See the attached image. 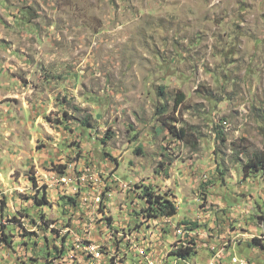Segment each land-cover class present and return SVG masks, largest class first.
I'll list each match as a JSON object with an SVG mask.
<instances>
[{"label":"rangeland","instance_id":"374dc122","mask_svg":"<svg viewBox=\"0 0 264 264\" xmlns=\"http://www.w3.org/2000/svg\"><path fill=\"white\" fill-rule=\"evenodd\" d=\"M263 149L264 0H0V264H84L94 243L114 264H148L133 242L119 261L126 235L103 245L106 226L141 223L135 243L147 237L164 264L161 246L187 220L201 246L190 262L213 246L221 264H264L250 244L264 240V170L243 168ZM64 172L98 174L79 193L101 201L67 208L73 189L54 183ZM144 186L169 192L178 213L144 220Z\"/></svg>","mask_w":264,"mask_h":264},{"label":"trees","instance_id":"16d2710c","mask_svg":"<svg viewBox=\"0 0 264 264\" xmlns=\"http://www.w3.org/2000/svg\"><path fill=\"white\" fill-rule=\"evenodd\" d=\"M160 90H161V94H163L164 90H163L162 87L160 88ZM183 101H184L183 94H177L176 99H175L176 107L181 105L183 103ZM166 109H167V105H165V104H163L162 106H158L156 108V115L163 114L166 111ZM163 121H164L163 122L164 126L169 129V132L176 139H178L180 141H183V142H190L189 138H188V134H187V132L185 131L184 128L177 129L175 126L169 124L168 121H166V120H163ZM89 123H90L89 120L85 121V124H89ZM137 151L138 152H142V148L138 147ZM243 168H244V171L248 170L251 173H253L255 171L264 170V149L260 150V151L253 152L251 158L248 159L247 163L244 165ZM31 179L33 180L32 183L34 184V186H36L35 177L33 176ZM136 185H137V187H140V186H138V184H136ZM120 187L122 188L121 185H120ZM122 189H123V191L125 189L128 190L129 187L128 188H122ZM130 190H132V189H129V191ZM40 192H41L40 197H39V194L34 196L35 203L37 205H44V204L49 203L48 194H47L45 185L43 186V188L41 189ZM139 195L146 202V206L141 208V212H142L141 215L143 216L144 220H147L149 218H156V217H162V218H166L167 217V218H169V217H173L174 215H176L178 213V208L176 206V202H174L175 200H173L171 198L172 195L169 194V192H166L164 194H156L150 186H144L143 190L141 191V193ZM79 196H80V193H76L73 196L65 195V196H62V197L66 198V200H67L66 202H68L69 205H70V206H67V208H70V210H71L72 207H76L75 203L78 201L77 199H78ZM81 209L82 208H80L78 210L80 211ZM81 211H83V210H81ZM137 215H139V214H137ZM14 221H16V220H14ZM44 221H45V224L47 225L48 221L47 220H44ZM192 223H193L194 226H196L194 224V222H192ZM142 224L143 223L136 224V226H138V227H136V229H134V230L130 228L131 226L127 227V228H124V230L129 231L131 234L133 232H136V231L141 232L140 229H139V226L142 227ZM180 224L184 225L189 230L197 228V227H193L192 224H191V221H189V220L183 221ZM65 237L66 236L62 237V247L66 246V243H64L65 242V239H64ZM145 238L147 240V237H145ZM263 241L264 240H259L257 238H253L252 241H251L252 243H250V244L251 245L254 244L255 246L259 245V246H263L264 247V242ZM142 243H143V241L141 243H139V244H142ZM147 243L151 246L150 240H147ZM193 245H195V240H189V239L185 240V241L183 240L179 245H175V248H173L171 251H169V255L170 256H175L177 258H182V259H185L187 257L190 258L191 256H194L198 252L195 249V246H193ZM128 246H129V244H125L124 245V249L122 250V252H123L122 256L119 257V261L120 262H124L122 259H125L126 261L130 260L131 257H133L136 254V253H133V252L128 254L127 253ZM168 248H169V245L165 246V248H162L163 252H166ZM103 252H104V250H103ZM56 258H58V257H56ZM114 259H115V255H112L109 258H106V254L104 252V261H106V264H114V262L112 261ZM130 264H132V262H130Z\"/></svg>","mask_w":264,"mask_h":264},{"label":"built area","instance_id":"2783aa9c","mask_svg":"<svg viewBox=\"0 0 264 264\" xmlns=\"http://www.w3.org/2000/svg\"><path fill=\"white\" fill-rule=\"evenodd\" d=\"M83 171H87V168ZM89 175L88 178L90 179V181H87L86 178L87 176H84V177H78L77 176V173L75 175H70L69 172H64L62 174H58L57 175V178L54 179V183L55 185L58 187V189H60L63 193H66V191H70L71 189H73L74 193L73 192H68V193H71V195H74L76 193H79V187L80 185L82 184H85L87 182H92L94 184H96L98 182V174L96 176H92L90 174H87ZM114 175V174H113ZM115 176V175H114ZM119 178L116 177V181H118ZM63 186L65 188H63ZM122 188H127L129 187V185L125 182V184L122 183ZM94 195H90L88 197V195H84V196H79L78 197V201L80 203V207H83L85 201L89 202V203H99L101 201V197L100 195H96L95 192H93ZM97 198V200H96ZM87 202L85 203V205L87 204ZM92 206V205H91ZM93 210V207L91 208ZM72 214L67 218V221L69 220V218H71ZM167 218V217H166ZM171 218V217H169ZM58 225V223H57ZM61 225V224H60ZM178 235H174L176 237V240L175 242L173 243H181L183 240L185 239H189V240H195L194 238L192 237H196V235L198 234V228H194V229H191L189 230L188 228H186L184 225L180 224L178 227ZM68 231H72V229H70V227L68 226H65V232H61V233H64V234H67L66 232ZM106 235H105V239H106V242H104L103 245H105L106 247L108 246H114V244L120 240V241H123V238L124 236L126 235L127 237V240L126 241H129V243H134V248L136 250V253H137V256H140V249H148L149 250V244L147 243V240L146 238L143 239V243L142 244H136L132 239L135 237L133 236V232L132 234L129 232V231H126L123 229V232H119L117 234V232H110V226H106ZM137 232V231H136ZM122 237V238H121ZM121 238V239H120ZM192 238V239H191ZM94 243V242H93ZM123 242H120L119 244H117V246H121ZM169 245V248L167 249L166 252H164L165 254L168 253V250H171V245H170V242L168 243ZM94 246H100V253H97V256H96V260H85L86 262L84 264H106V261H104V252H103V249L101 248L102 245L100 244H96L94 243ZM167 246V245H166ZM195 246V249L198 251L201 246L199 244L197 245H193ZM210 258L208 259V262L206 264H221V259L224 257V253H222V251H219L216 249V247H213L211 246L210 247ZM76 252L79 253L81 252V250H76ZM83 252V251H82ZM212 252V254H211ZM84 253V252H83ZM165 254H164V257H165ZM223 254V255H222ZM79 257V256H78ZM148 264H155V263H150V258L149 259H146ZM180 261H183L185 264H189V263H192L190 262L189 260H178L176 262V264H179ZM231 261H233L234 263L236 264H249L248 260L244 257H239L237 256L236 254H233L232 257H231ZM164 264H166L165 262V259H164Z\"/></svg>","mask_w":264,"mask_h":264},{"label":"crops","instance_id":"0c3cea01","mask_svg":"<svg viewBox=\"0 0 264 264\" xmlns=\"http://www.w3.org/2000/svg\"><path fill=\"white\" fill-rule=\"evenodd\" d=\"M110 229H112L114 232H116L117 230H114L113 229V227H111L110 226ZM178 229V228H177ZM177 229H175V233H174V235H178V231H177ZM111 232V231H110ZM120 232H123V230L122 231H120ZM162 239L163 238V235H161V236H159V237H157V239ZM137 238H133L132 240L135 242V240H136ZM162 241H163V239H162ZM126 244H131V243H129V241H127L126 242ZM172 244H174V243H172ZM171 244V250H172V245ZM165 245V244H164ZM166 246V245H165ZM162 248H163V246H161ZM171 250H168V253L167 254H165V262L167 263V261H168V259H169V257H170V255H169V251H171ZM147 253V254H146ZM122 256V255H121ZM120 256V257H121ZM140 256L141 257H143L144 259H149V252H148V249H140ZM175 259H174V263L173 264H176V262L178 261V260H189L188 259V257L187 258H185V259H182V258H177V257H175V256H173ZM224 261V260H223ZM150 262H152V263H155L154 261H152L151 259H150ZM125 264H127V263H125ZM168 264V263H167ZM189 264H194V263H189Z\"/></svg>","mask_w":264,"mask_h":264}]
</instances>
